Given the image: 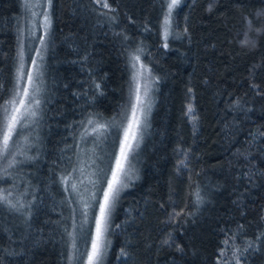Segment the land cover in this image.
<instances>
[{
  "label": "trees",
  "instance_id": "16d2710c",
  "mask_svg": "<svg viewBox=\"0 0 264 264\" xmlns=\"http://www.w3.org/2000/svg\"><path fill=\"white\" fill-rule=\"evenodd\" d=\"M168 1L107 0L109 10L51 0L37 151L0 172V195L19 199L0 203V264L83 263L132 53L155 77L153 101L101 264H264V0H215L211 11L210 0H181L165 39ZM21 3L0 0V106L14 80ZM89 120L104 134L102 159L88 155ZM74 166L99 180L89 179L80 231Z\"/></svg>",
  "mask_w": 264,
  "mask_h": 264
},
{
  "label": "rangeland",
  "instance_id": "374dc122",
  "mask_svg": "<svg viewBox=\"0 0 264 264\" xmlns=\"http://www.w3.org/2000/svg\"><path fill=\"white\" fill-rule=\"evenodd\" d=\"M21 4H22V13L24 16L22 18V28H20V36H19V41H18V50H17V59H16V64H15V74H14V80H13V84L11 86V88L9 89L8 93L6 94L5 98L2 101L1 106L6 105V102H8L9 100H11L15 95H16V90H17V75H18V69L21 65V63H23V67H24V72H25V76L23 78H21L20 80V86L21 89L23 88V86L26 83L27 80V76L26 74L31 71L35 77L33 84L30 86V93L31 95L27 98V103L31 105V107L28 109V112H32L34 111L37 114V108L38 105L36 103V101H38V93L40 91L41 88V78H42V65H43V56H44V51H45V47H46V39H47V32L48 29H45L44 27V13L46 12L49 16V3L48 0H21ZM170 2V0L168 1V3ZM35 5V6H33ZM168 6V4H167ZM168 12V7H166L164 15H163V19H162V27H161V31L162 34L164 35V26H163V21H164V17ZM33 13H36L35 15H33ZM50 19V16H49ZM43 37V42L41 40V38ZM23 52V58L21 59V55L20 53ZM39 52V55H38ZM135 55H139V53H132L130 55L129 58V67H130V80H129V99H128V103L127 106L125 108V110L123 109V112L121 113V116H118L116 119H113V126H115V123L117 122V130L115 132L116 134V142H114V146H113V151L111 153V157L109 159V162L106 166H104V178L102 181V187L99 191V194L97 196V200H95V202L93 203V210H91L90 212V224H89V228H88V242H87V246H86V251L84 254V261L82 264H86V257H87V251L90 249V245H91V239L92 236L94 235L95 232V216L96 214H98V210H99V201L102 199V189L106 188L107 186V180L110 178L111 176V171L112 169L115 167V161L116 158L120 155V146H121V141L124 139V131L125 128L127 127V122L128 119L131 117V105L134 102V96L132 95V90L134 88V82L132 80V75H133V59L132 57ZM36 60V65L34 66L32 61ZM140 63L146 65L148 67V65L141 59L140 57ZM137 67H139V65H137ZM149 68V67H148ZM154 83H155V77L154 75L151 73L150 74H145L144 77H141L140 79V85H141V96L144 99V105H143V115L141 116V124L139 126V128L136 130L137 131V137L136 140L133 141V148L130 150L129 155H128V159L127 161H125V171H127L128 175L125 176L124 182L127 184V186L129 185V180L131 178H133L134 174H136V169H137V151H138V147L140 144V140L142 138V135L144 133L145 130V126L147 123V117H148V113L150 111L151 108V103L153 101V88H154ZM145 85H147V95L144 94L145 92ZM19 99V97H17V100ZM1 112H0V119L2 120V112L3 109L0 108ZM88 129L87 131H92L93 128L98 127L95 124H89L86 126ZM37 130V125H36V115L35 116H31V115H25L23 120H22V126H19L17 128V131L13 134V138L10 141V147L8 149V151L6 153L3 154L2 158H0V162H2L0 164V172L4 169L8 168L11 164L10 163H14L15 161H21L23 159H26V161L28 160V158H33V156L36 154L37 151V146H38V138L35 137V133ZM104 138V134L102 133V131H98L95 132L87 141L90 145V152L88 153L89 157L91 158H96L99 157L100 155H98L99 153H97V144H100V142H102ZM36 150H33L32 148H35ZM89 148V146H87V149ZM32 150V152H31ZM95 150V153L92 151ZM95 154V156H94ZM100 158L102 159L103 157L100 156ZM85 159V158H84ZM17 162V164H18ZM103 162V160L101 161ZM20 163V162H19ZM78 167V166H77ZM77 167L74 166L73 167V171L72 174H69V183L71 185L75 184L76 190L79 194V196H81L79 198V203L80 204H85V199L87 198V186L89 185V179L91 177V181H93V178H95L96 176L94 175H90L88 172L85 173V175H83V177H80V175L78 174L79 170H77ZM101 168L102 165H97V167H95L94 171L98 172L101 174ZM70 172V173H71ZM92 184V182H91ZM15 185V184H14ZM127 187L122 188V190L120 192H122L123 190H125ZM4 191H2V193L5 194V190L7 192H9L8 188L3 189ZM92 190V189H91ZM24 193V191L22 192ZM8 196V193H7ZM16 196V195H13ZM13 196H10L9 200H11V202L14 205H17V203L19 204V199H16V197L13 198ZM90 197V196H89ZM119 197V195H118ZM117 197V198H118ZM81 206V217H79V227H78V231L81 230L82 228V222H83V218L85 217L84 213L85 211H87V209H85V207ZM112 213V211H111ZM111 216V215H110ZM110 218V217H109ZM109 224V221H108ZM106 236V240H107V247H106V251L105 254L103 256V259L105 258V256L107 255V251H108V245H109V237L108 234H105ZM102 259V260H103Z\"/></svg>",
  "mask_w": 264,
  "mask_h": 264
},
{
  "label": "snow or ice",
  "instance_id": "6c2138e0",
  "mask_svg": "<svg viewBox=\"0 0 264 264\" xmlns=\"http://www.w3.org/2000/svg\"><path fill=\"white\" fill-rule=\"evenodd\" d=\"M215 0H210L208 10L211 11L214 6ZM49 5L51 4V0H48ZM96 3L99 4L102 8L110 9V5L107 0H96ZM181 0H170L168 3V12L164 17L163 26H164V37L167 39L169 35V24L170 17L173 9H175ZM35 6V5H33ZM36 13H33L35 15ZM50 26V19L48 14L44 13V27L47 29ZM43 42V37L41 38ZM167 47V44H165ZM137 51H142V49H138ZM21 59L23 58V52L20 53ZM39 55V52H38ZM134 63L132 65L134 71L132 75V80L134 82V88L132 90V95L134 96V102L131 105V117L128 119L127 127L124 131V139L121 141L120 146V155L116 158L115 167L111 171V176L107 180L106 188L102 189L103 195L102 199L99 201V210L98 214L95 216V232L91 239L90 249L87 251L86 264H101L103 256L107 247V240L105 234L109 230V217L111 215V211L114 207L115 201L122 190V188L127 187V184L124 182V177L128 175L127 171H125V161L128 159V155L130 150L133 148V141L136 140L137 137V129L141 124V116L143 115V105L144 99L141 96V85L140 79L144 77L145 74H150V69L140 63V56L135 55L132 57ZM33 65H36V60L32 61ZM139 65V67H137ZM17 75V90L16 95L6 102V105L0 106L3 109L2 112V120H0V157L6 153L10 147V141L13 138V134L17 131L19 126H22V120L25 115L35 116L36 113L34 111L28 112V109L31 107L30 104L27 103V98L31 95L30 86L34 82V75L31 71H29L26 76L27 80L23 88L21 89L20 80L25 76L23 63H21ZM145 95H147V85H145ZM17 97L19 99L17 100ZM37 105L39 101H36ZM192 109L189 107V112ZM92 120L88 121V124H92ZM100 128L106 127V125H100ZM93 132H98V128H93ZM11 166V165H10ZM66 179V178H65ZM93 185H97L99 180L91 181ZM76 185L73 184V190L76 189ZM91 199L95 200L96 196L93 193ZM0 203H9V207L15 208L14 204H11L7 197L0 195ZM23 207V205H21ZM85 209L90 208L91 205L87 202L84 204ZM85 219L87 218V211L84 213ZM71 235V234H70ZM123 254V251L122 253ZM79 260V257H71L69 258V264H71L72 259ZM237 264H239V259H237Z\"/></svg>",
  "mask_w": 264,
  "mask_h": 264
}]
</instances>
